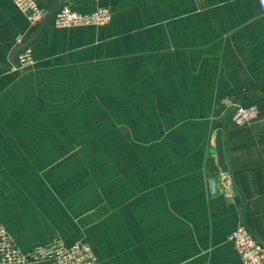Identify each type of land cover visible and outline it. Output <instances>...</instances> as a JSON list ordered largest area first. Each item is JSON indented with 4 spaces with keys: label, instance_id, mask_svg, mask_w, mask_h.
<instances>
[{
    "label": "crops",
    "instance_id": "obj_1",
    "mask_svg": "<svg viewBox=\"0 0 264 264\" xmlns=\"http://www.w3.org/2000/svg\"><path fill=\"white\" fill-rule=\"evenodd\" d=\"M108 8L105 27L33 34L0 0V227L24 252L82 242L97 264H242L264 244V14L256 0H37ZM225 100L256 107L247 127ZM222 130L235 198L213 194Z\"/></svg>",
    "mask_w": 264,
    "mask_h": 264
},
{
    "label": "built area",
    "instance_id": "obj_2",
    "mask_svg": "<svg viewBox=\"0 0 264 264\" xmlns=\"http://www.w3.org/2000/svg\"><path fill=\"white\" fill-rule=\"evenodd\" d=\"M20 12L25 14L32 26L29 35L20 36L15 40L18 47V69L30 70L34 68L31 42L33 34L39 28L47 15L37 0H11ZM264 14V0H256ZM54 25L61 29L78 27H105L112 20V13L108 8H99L95 12L83 15L69 6H61L52 16ZM223 105L232 111V121L238 127H247L256 122L260 111L256 107H245L237 102L225 100ZM213 194H223L228 200L235 198L234 182L228 175H220L217 183L212 185ZM246 225L237 227L229 237L242 264H264V244L259 242ZM98 259L92 248L82 242L66 245L56 240L34 248L29 252L22 251L6 229L0 227V264H97Z\"/></svg>",
    "mask_w": 264,
    "mask_h": 264
},
{
    "label": "water",
    "instance_id": "obj_3",
    "mask_svg": "<svg viewBox=\"0 0 264 264\" xmlns=\"http://www.w3.org/2000/svg\"><path fill=\"white\" fill-rule=\"evenodd\" d=\"M60 7H61V5L57 6L56 8L51 9L50 11H48L43 23L41 25H39V28L42 27V25H44ZM222 141H223V132H222V130H218L216 132L214 153H215L217 160H218V168L220 169V173L222 175H228L229 174V168L227 166L226 158H225L224 142H222Z\"/></svg>",
    "mask_w": 264,
    "mask_h": 264
}]
</instances>
